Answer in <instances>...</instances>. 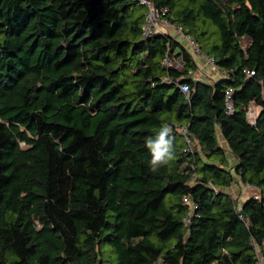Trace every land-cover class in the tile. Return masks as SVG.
<instances>
[{"label": "trees", "instance_id": "16d2710c", "mask_svg": "<svg viewBox=\"0 0 264 264\" xmlns=\"http://www.w3.org/2000/svg\"><path fill=\"white\" fill-rule=\"evenodd\" d=\"M149 1L221 77L143 37L140 0H0V264H105L101 245L111 264L264 257V0ZM164 125L173 158L152 171Z\"/></svg>", "mask_w": 264, "mask_h": 264}, {"label": "built area", "instance_id": "2783aa9c", "mask_svg": "<svg viewBox=\"0 0 264 264\" xmlns=\"http://www.w3.org/2000/svg\"><path fill=\"white\" fill-rule=\"evenodd\" d=\"M142 4L146 7V11L143 17V24L141 26V35L143 37L152 35V34H169V29L175 30V32L179 35L178 41L183 45V47L189 52L190 57L193 59L194 56L198 57V61L195 62L196 69L188 71V75L193 76L196 79L199 80H206L208 75L212 72H221L217 66L214 63V60L210 56H206L202 54L196 42L191 39L188 35L182 33L179 26L170 24L167 20H165L161 15L165 12L164 9L159 10L156 7L152 5V3L149 0H140ZM160 64L164 67H173V68H181L183 65V60L181 57L174 58L171 57L168 52L166 51L163 55V58L160 61ZM253 72H249V74H252ZM222 75V74H221ZM221 77V76H220ZM208 79V78H207ZM164 81L169 83L170 80L165 77ZM179 90L184 94V96L187 98L188 96V87L184 83L177 84ZM232 93L231 88H227L224 91V108L225 111L230 113L232 111V106L230 102V95ZM257 115V108L250 102L245 108V119L250 125H253L255 122V118ZM182 132H184V128L180 129ZM187 141V140H186ZM249 186L247 184L243 185V189H247ZM253 197H256V194H253ZM182 201L184 203H187L191 208L194 207L193 204H191L186 196L182 198ZM254 264H261V257H259L258 254H256V261Z\"/></svg>", "mask_w": 264, "mask_h": 264}, {"label": "clouds", "instance_id": "9594fccd", "mask_svg": "<svg viewBox=\"0 0 264 264\" xmlns=\"http://www.w3.org/2000/svg\"><path fill=\"white\" fill-rule=\"evenodd\" d=\"M171 127L164 125L155 137L147 138L145 141L147 149L151 153L149 165L152 171L167 164L173 158V138L170 136Z\"/></svg>", "mask_w": 264, "mask_h": 264}, {"label": "rangeland", "instance_id": "374dc122", "mask_svg": "<svg viewBox=\"0 0 264 264\" xmlns=\"http://www.w3.org/2000/svg\"><path fill=\"white\" fill-rule=\"evenodd\" d=\"M169 34L172 36V37H176L179 38V35L175 32V30L173 29H169ZM193 59L195 61H198V57L197 56H194ZM207 78V77H206ZM226 156L229 158L230 157V154L229 152H226ZM239 188V193H237V195H235V192H236V189ZM241 185L237 186H233L229 189L230 193L232 194V196L234 197H238L239 195V200L244 198V197H247L249 195H251L253 193V190L251 188H248V189H241ZM101 250H102V255H103V258L105 260H108L107 262H104L105 264H111L113 262V254L112 252L110 251V248L107 246V245H101Z\"/></svg>", "mask_w": 264, "mask_h": 264}, {"label": "crops", "instance_id": "0c3cea01", "mask_svg": "<svg viewBox=\"0 0 264 264\" xmlns=\"http://www.w3.org/2000/svg\"><path fill=\"white\" fill-rule=\"evenodd\" d=\"M174 38H176V37L174 36ZM178 39H179V38H177V40H178ZM221 74H222L221 72H217V73L212 72V73H210V75L207 76V78H208V79L215 80L216 78H219V77L221 76ZM207 78H204V79H207ZM218 134H219V133H218ZM217 137H218V141L220 142L221 146L224 147V143L222 142V140H221V138L219 137V135H218ZM242 190H243V189H242ZM237 193H239V188L236 189L235 195H237ZM243 199H245V198H242L241 200H243ZM261 264H264V257H261Z\"/></svg>", "mask_w": 264, "mask_h": 264}]
</instances>
